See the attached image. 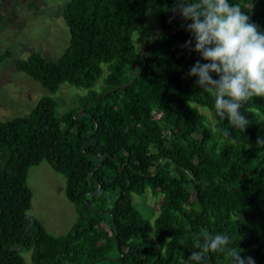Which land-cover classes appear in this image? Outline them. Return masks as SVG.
<instances>
[{
	"label": "trees",
	"instance_id": "1",
	"mask_svg": "<svg viewBox=\"0 0 264 264\" xmlns=\"http://www.w3.org/2000/svg\"><path fill=\"white\" fill-rule=\"evenodd\" d=\"M151 1L69 0L63 55L16 62L53 94L69 84L87 95L60 115L44 97L29 116L0 121V264H27L24 252L30 264H185L217 232L264 264V97L242 107L244 129L211 126L200 108L213 112L214 98L186 75L206 61L181 47L190 34L177 30L189 21L171 11L173 0H157L159 30L148 47L133 43ZM232 2L264 29V0ZM45 161L65 176L78 214L65 236L29 213V171ZM147 192L161 199L154 220L134 203ZM194 264L229 258L206 252Z\"/></svg>",
	"mask_w": 264,
	"mask_h": 264
},
{
	"label": "rangeland",
	"instance_id": "2",
	"mask_svg": "<svg viewBox=\"0 0 264 264\" xmlns=\"http://www.w3.org/2000/svg\"><path fill=\"white\" fill-rule=\"evenodd\" d=\"M69 0H2L0 2V54L9 57L0 64V121L29 116L38 102L51 97L58 102L57 114L75 108L87 95L81 88L64 84L53 94L16 67V62L26 60L38 53L48 61L58 60L70 44V32L63 20V11ZM160 4L152 0L139 29L132 35L138 52L147 46L148 40L158 32L156 20ZM106 69L105 65L103 66ZM106 73V72H105ZM100 80L96 86L100 90ZM200 111L214 126L216 119L207 108ZM159 117V115H157ZM28 186L33 198L29 213L44 225L54 236H65L78 221L74 205L66 197V178L52 169L48 162L32 167L29 171ZM134 203L149 219L159 213L160 198L150 192L134 197ZM31 252H24L27 264Z\"/></svg>",
	"mask_w": 264,
	"mask_h": 264
},
{
	"label": "clouds",
	"instance_id": "3",
	"mask_svg": "<svg viewBox=\"0 0 264 264\" xmlns=\"http://www.w3.org/2000/svg\"><path fill=\"white\" fill-rule=\"evenodd\" d=\"M171 11L189 21L181 25L190 34L181 47L206 61L196 60L186 75L198 77L194 84L214 98L216 120L244 129L248 120L242 107L264 97V29L232 0H173ZM231 239L222 232L206 234L185 264L201 261L206 252L227 256L229 264H256L239 246H231Z\"/></svg>",
	"mask_w": 264,
	"mask_h": 264
},
{
	"label": "water",
	"instance_id": "4",
	"mask_svg": "<svg viewBox=\"0 0 264 264\" xmlns=\"http://www.w3.org/2000/svg\"><path fill=\"white\" fill-rule=\"evenodd\" d=\"M185 27H182V28H180L179 30H177V31H181L182 29H184ZM159 36V34L157 35V36H155L151 41H150V43L155 39V38H157ZM149 45V44H148ZM148 45L145 47V48H147L148 47ZM141 73V71L136 75V77H135V79L139 76V74ZM134 79V80H135ZM133 80V81H134ZM111 224H112V222H111Z\"/></svg>",
	"mask_w": 264,
	"mask_h": 264
}]
</instances>
